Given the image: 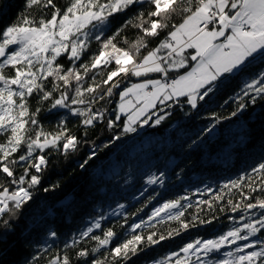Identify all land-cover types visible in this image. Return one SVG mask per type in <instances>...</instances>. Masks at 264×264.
Listing matches in <instances>:
<instances>
[{
  "label": "snow or ice",
  "instance_id": "snow-or-ice-1",
  "mask_svg": "<svg viewBox=\"0 0 264 264\" xmlns=\"http://www.w3.org/2000/svg\"><path fill=\"white\" fill-rule=\"evenodd\" d=\"M24 5L14 23L0 28V226L5 230L40 189L52 153L78 152L87 145L89 130L112 134L100 146L92 143L81 168L130 134L159 127L176 108L199 116L230 77L250 79L225 101L235 108L228 115L210 114L211 123L190 139L189 149L258 98L264 100V69L249 68L264 61V0H24ZM118 17L122 23L113 29ZM128 30L138 33L134 43L124 36ZM61 110L67 115L47 130L44 113L59 116ZM67 116L77 119L83 136L71 130ZM165 181V172H153L146 184L165 187ZM196 194L212 199L196 201V211L187 217L194 207L188 194L157 201L143 216L161 196L155 189L135 211L118 203L109 214L93 217L47 264H129L163 241L211 225L219 219L217 210L240 213L239 221L226 217L234 224L227 231L188 242L157 264H264V160L222 188ZM205 206L213 214L202 219ZM112 217L118 218L115 223ZM166 221L177 226L166 234L153 230ZM91 242L92 248L81 246ZM42 259L32 257L36 264Z\"/></svg>",
  "mask_w": 264,
  "mask_h": 264
},
{
  "label": "trees",
  "instance_id": "trees-1",
  "mask_svg": "<svg viewBox=\"0 0 264 264\" xmlns=\"http://www.w3.org/2000/svg\"><path fill=\"white\" fill-rule=\"evenodd\" d=\"M24 11V0H0V28L14 23ZM122 19L118 17L112 22L113 29L122 23ZM124 36L129 43H134L138 33L128 30ZM249 68L254 72L260 71L264 69V61L257 59ZM248 79L250 77L246 74L230 77L203 105L199 116L194 112L186 115L187 108H176L159 127H145L110 148L102 149L84 168L80 165L90 154L92 143L100 146L102 142H108L112 130L105 131L100 127L89 130L87 145H81L78 152L67 157L53 152L42 185L34 192L33 200L20 210L10 229L0 226V264H28L34 256H42L40 264H47L53 254L60 252L66 243H71V238L78 236L100 212L109 214L118 203L135 211L147 203L153 189L161 196L148 204L141 216L149 212L157 201L188 194L192 196L194 207L185 213L187 217L196 211V201L212 199V194L199 195L197 190L203 192L206 187L218 190L226 182L250 173L253 166L264 160V100L258 98L238 118L225 120L211 134L202 135V143L198 146L187 147L190 139L211 123L208 119L210 114L228 115L235 108V104L225 101L234 98ZM65 115V110H61L59 116L46 112L42 124L47 130H54L60 117ZM67 119L71 130L83 136L82 128L77 127V119L73 116H67ZM160 171L166 174V186L147 185V176ZM174 173H180V178ZM52 185L59 186L43 191ZM212 214L205 206L200 216L206 219ZM215 215L219 219L211 225H200L174 239L163 241L133 257L129 264H157L188 242L215 238L227 231L234 224L226 217L234 216L239 221L241 214L217 210ZM111 219L115 223L118 218ZM176 226L177 222L166 221L157 224L153 230L166 234ZM51 231H56L57 237H51ZM48 246L49 251L43 252L42 249ZM81 246L92 248L95 242ZM68 251L71 254V250ZM32 264L36 262L32 260Z\"/></svg>",
  "mask_w": 264,
  "mask_h": 264
},
{
  "label": "rangeland",
  "instance_id": "rangeland-1",
  "mask_svg": "<svg viewBox=\"0 0 264 264\" xmlns=\"http://www.w3.org/2000/svg\"><path fill=\"white\" fill-rule=\"evenodd\" d=\"M224 250H231V249H224ZM223 251V250H222ZM220 256V254H216V257H214V258H217V257H219Z\"/></svg>",
  "mask_w": 264,
  "mask_h": 264
}]
</instances>
